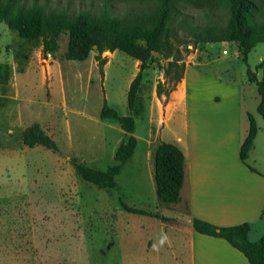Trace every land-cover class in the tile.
<instances>
[{
  "label": "rangeland",
  "instance_id": "1",
  "mask_svg": "<svg viewBox=\"0 0 264 264\" xmlns=\"http://www.w3.org/2000/svg\"><path fill=\"white\" fill-rule=\"evenodd\" d=\"M199 1L214 3L218 0ZM77 4H74L75 8ZM180 4L182 12L193 17L195 25L215 23L224 26L227 22L224 6L207 12V8L184 0ZM179 20L180 17L176 21ZM68 40V33H61L58 51L44 56L39 41L19 38L16 31L0 22V62L14 58L15 71L29 75L26 86L23 88L20 84L19 90L24 126L39 123L57 144L56 151L37 145L25 154L20 150L11 155L0 152V192L31 198V209L27 211L30 218L33 217L42 264H122L130 258L113 257L112 251H119L114 240L123 224L127 222V233L143 236V231L131 227L133 222L157 219L127 212L120 201L157 214H169L171 208V204L160 203L156 197L153 153L172 113L170 105L166 106L168 97L178 91L180 81L174 85L172 78L165 76L168 60L161 55L159 63H150L143 71L138 90L143 111L135 118L133 134L137 144L134 153L115 176L114 187L100 189L80 178L74 171L73 162L96 169H105L115 162V150L127 139V134L116 122L101 119L100 109L106 100L119 114H129L127 90L138 71L139 61L122 51L106 50L102 53L106 63L101 77L97 51L93 49L82 61L67 60L64 53ZM171 41L185 63L183 77L186 72L190 109L194 105L231 109L236 101L237 106L242 107L243 122L249 123L248 115L255 120L257 138L247 164L237 158L235 139L230 138L226 141L227 163H231L233 170L250 169V166L254 171L264 172V119L257 111L260 96L256 84L250 79L252 75L256 80L262 77L259 64L264 60V42L257 43L244 56L234 42L195 44L189 31L176 22ZM19 77L21 79L22 74ZM158 82L169 91L168 96L156 94ZM28 103H31L30 114L26 112ZM174 108L175 105L171 110ZM176 116L177 112L174 118ZM0 122L1 148L10 144L4 141L8 133L13 136L17 133L5 132L6 126L2 120ZM243 122L240 129L244 127ZM176 128L173 121L168 123L165 141L176 139ZM220 131L214 125L205 129V133L212 134V140L222 138L223 143L225 139L219 136ZM220 150L223 151V147ZM250 236L257 239L260 234L252 231ZM103 250L109 258L99 259ZM70 252L72 257H69Z\"/></svg>",
  "mask_w": 264,
  "mask_h": 264
},
{
  "label": "trees",
  "instance_id": "2",
  "mask_svg": "<svg viewBox=\"0 0 264 264\" xmlns=\"http://www.w3.org/2000/svg\"><path fill=\"white\" fill-rule=\"evenodd\" d=\"M184 1L207 8V12L212 8L224 6L227 11L226 24H193V17L181 10L182 0H0V22L16 31L19 38L39 41L44 56L58 51L60 35L67 32L69 40L64 57L67 60L82 61L95 49L101 77L104 75L103 65L106 63L102 53L106 50H119L139 61L138 71L127 90L129 114H119L106 100L100 109L101 119L116 122L127 134V139L115 150V162L105 169L73 162L75 173L100 189L114 187L115 176L134 153L137 144V138L133 134L135 118L143 111V104L138 96L143 71L150 63H159L161 55L168 60L164 69L165 76L172 78L174 85L183 77L185 63L171 41L175 22L189 31L195 44L234 42L244 56L257 43L264 42V1ZM75 3H78L76 8ZM84 5L86 7H82ZM179 17L180 20L176 21ZM259 67H262L261 79H254L253 75L250 79L256 84L260 96L257 111L264 119V60L260 62ZM247 73L249 75L251 72L248 70ZM162 93L168 96L169 91L164 90L158 82L156 94L159 96ZM248 119V132L239 149V157L244 164L257 132L254 118L248 115ZM21 135L27 147L41 145L52 151L57 150L56 142L37 122L26 126ZM153 164L158 201L166 204L177 203L184 177L182 150L174 143L160 140L154 149ZM249 168L254 171L252 167ZM120 205L130 213L164 219L160 214L131 207L122 200ZM193 228L201 234L225 239L244 254L249 264H264V235L257 240H250L248 222L219 227L193 218Z\"/></svg>",
  "mask_w": 264,
  "mask_h": 264
},
{
  "label": "crops",
  "instance_id": "3",
  "mask_svg": "<svg viewBox=\"0 0 264 264\" xmlns=\"http://www.w3.org/2000/svg\"><path fill=\"white\" fill-rule=\"evenodd\" d=\"M28 76L27 72L15 71L14 58L0 62V120L6 126L5 132L17 133L14 136L8 133L4 141L10 144L0 148L4 154L11 155L18 150L25 154L32 149L23 143L21 135L25 124L19 90L20 84L23 88L26 86ZM178 88L168 97L166 106L170 105L172 113L164 124L161 140L165 141L167 125L173 121L177 127L176 139L166 142L176 144L184 154L180 199L171 204L169 214L159 213L164 219L155 217L157 220L154 222H133L131 227L143 231V236L127 233L125 222L114 240L119 251L113 250L112 256L130 258L129 262L122 261V264H249L244 254L225 239L201 234L193 228V218L219 227L248 222L250 240L259 238L252 239V231L259 233L260 237L264 235V172L246 167L233 170L231 163H227L226 141L235 139V152L240 159L239 149L249 123L243 122L242 107L237 106L236 101L231 109L194 105L191 110L186 72ZM194 102L197 103V100L194 99ZM26 112L30 114L31 103H28ZM242 122L244 127L240 129ZM212 125L221 130L219 136H223L225 142H221L222 138L214 141L210 132L205 133V129H210ZM256 138L257 132L248 156L255 148ZM29 202L31 198L0 192V264H42L33 217L30 218L27 211L31 209ZM102 254L99 253V259L107 257L105 250ZM69 257H72L71 252Z\"/></svg>",
  "mask_w": 264,
  "mask_h": 264
},
{
  "label": "built area",
  "instance_id": "4",
  "mask_svg": "<svg viewBox=\"0 0 264 264\" xmlns=\"http://www.w3.org/2000/svg\"><path fill=\"white\" fill-rule=\"evenodd\" d=\"M223 52L225 53L226 51L224 50Z\"/></svg>",
  "mask_w": 264,
  "mask_h": 264
}]
</instances>
